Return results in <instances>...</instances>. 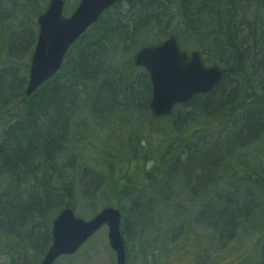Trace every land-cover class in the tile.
I'll return each instance as SVG.
<instances>
[{
  "label": "trees",
  "instance_id": "trees-1",
  "mask_svg": "<svg viewBox=\"0 0 264 264\" xmlns=\"http://www.w3.org/2000/svg\"><path fill=\"white\" fill-rule=\"evenodd\" d=\"M48 1L0 0V26H3L0 27V45L8 36L9 47L13 51H31L36 39L33 32L36 19ZM168 1L174 3V7L181 4L186 28L190 32L200 33L190 37L187 44L208 56V62H205L218 66L223 72L222 78L209 92L195 95L183 105L175 107L170 115L153 116L148 110L151 89L147 73L142 71L135 79L136 71L131 62H124L126 58H117L116 55L121 46L123 49L136 48L156 43L161 36H165L172 19L165 13L167 3L165 0H127L106 12L71 46L59 72L46 83L48 87L42 85L29 103H25L22 93L17 98L18 103L8 113L14 112L17 117L24 114L28 119L21 124H1L5 131L0 137V250L7 249L8 254L12 248L8 242L20 249L21 257L19 255L18 259L16 255L12 264H39L51 246L53 220L63 209H74L71 203L74 185L71 180L69 184L63 183V193H58L46 182L42 183L41 189L30 187L32 184L25 181L24 186H21L16 179L31 175L33 158L38 155L46 170L54 171L52 167L58 160L57 153L63 144L77 148L79 146L76 144H82L80 147L89 146L80 143L93 133V127H89L88 123L104 125L112 118L121 119L122 116L129 126L125 151L108 153L101 161L91 158L101 164L103 170L94 173L93 179L84 181L89 189L104 187L105 199L109 198L112 202L104 207H117L121 221L125 217L124 213H127L128 218L134 220L133 224L140 226L142 215L148 212L151 205L158 200L166 203L164 200L168 196L165 189L168 185L182 188L177 181L171 182L179 177V169L190 173L194 186L199 183L202 185L208 177L198 194L188 195L185 207L175 208L172 214L169 213L166 228L148 230L147 242L158 253L153 264L159 260L160 253L170 249L187 253L189 241L182 242L180 239L171 245L168 241V247L162 248L164 240L176 225L179 233L186 226H202L201 233L210 239L206 246L212 244L211 233L218 236L216 240L220 241V246L223 241L233 238H240L241 243L248 244L242 237L256 233L254 247L250 246L252 254L259 247L264 248L262 152L255 149L247 155L241 144V141L264 129V107L257 113L249 112L250 101L246 104L242 99H234L237 90L232 80L235 66L240 63L251 66L261 77L264 76V28L234 25L237 12L235 0ZM25 25L32 27L33 37L21 32ZM172 33L177 39L182 38L180 30ZM107 47L109 51L105 53ZM13 76L9 74L0 79V95L3 98L0 102L20 88L12 81ZM262 99L264 101V96ZM237 108L243 114H240L242 117L234 132L236 139L229 138L224 144L223 158L219 159L216 157L215 143L212 142L214 133L223 129ZM84 112L90 115L91 121L81 116ZM161 121H165V124L160 125ZM143 124L147 125L148 131L145 137L137 134ZM154 130L162 135V144L153 145L149 132ZM208 134H213V138L200 145ZM187 143V154L174 159V167L170 168L166 159L169 155L173 157L175 150ZM184 158L187 159L185 163L182 162ZM123 162L128 164L124 171L121 168ZM65 171L63 167L61 173ZM219 173L223 176L220 177ZM136 176L141 177V183L133 182ZM180 179L182 182L183 179ZM155 182L161 187V191L155 190L158 192L156 198H150V202L147 197L138 198L141 188L153 190ZM204 200L207 205L203 211L205 217L197 209ZM124 203H129L127 209H123ZM148 224L152 227L154 220ZM204 224L211 229L204 228ZM123 228L121 232L130 230L125 226ZM143 236L137 238L136 242L140 244L134 246L138 253L143 251ZM126 245L127 256L132 246ZM29 250L34 256L28 257ZM201 255L196 253V258L191 261L198 260ZM174 256L172 259L176 263L177 258ZM241 260L238 264H246L245 260ZM160 264L171 263L164 261Z\"/></svg>",
  "mask_w": 264,
  "mask_h": 264
},
{
  "label": "rangeland",
  "instance_id": "rangeland-1",
  "mask_svg": "<svg viewBox=\"0 0 264 264\" xmlns=\"http://www.w3.org/2000/svg\"><path fill=\"white\" fill-rule=\"evenodd\" d=\"M74 2V0H70L69 5H71ZM260 11H264V1L260 5ZM175 9L170 8V12L172 13V19H171V24L169 26L170 29H180L183 32V36L186 37L188 32L186 30L182 29V16L179 14L175 13ZM3 27V26H0ZM168 28V29H169ZM192 35H197L200 34L199 32H190ZM192 37V36H191ZM6 39L1 43L0 45V79L5 78L7 75L12 74L14 75L13 77V82L15 81V85L20 87L17 91H14L13 93L15 94H10L9 96L5 97L6 99L2 102H0V108H6L10 107L14 100L20 96L22 93L23 98L26 100L25 103L31 102L33 99L34 95L42 88L43 84H40L36 87V89L29 94L28 96L25 95V88H26V83H27V76H28V64L30 61V57L32 55V50L33 48L31 47L28 49V51H13L9 46V39L8 36L5 37ZM184 41V40H181ZM185 43V42H184ZM9 47V48H8ZM203 58L208 62V56H204ZM140 72V71H137ZM2 76V77H1ZM223 74L221 75L220 79L222 78ZM12 78V76H11ZM11 80V79H10ZM220 81V80H219ZM218 81V82H219ZM11 82V81H10ZM25 82V85L23 83ZM1 83V82H0ZM218 84V83H217ZM253 88H255L257 91L258 89L261 91H264V76L260 79L257 78L255 82H253ZM26 106V105H25ZM247 113V112H246ZM254 113H257V110L255 108ZM240 114H243L241 109L237 108L234 110V112L230 115V118L227 120L226 125H224L223 129L219 130L218 132L214 133L215 137L212 140V142L216 143L218 142H225L228 139V136L230 133L235 131L237 127V123H240V119L242 116ZM252 114V113H251ZM19 115V113H18ZM81 116L85 118L88 122L91 121L92 119L90 118V115L87 113H83ZM121 116V115H119ZM28 119L27 116L24 117V114H21L20 117H17L14 112L8 113V115L5 117L4 115L0 118V122H3V124L6 122H9L10 124H14L17 122L24 123ZM125 117L122 116L120 119L119 117L112 118L110 121L105 123L104 125H95L94 123L90 124L88 123V126H92L93 129L91 130L93 133L91 135L86 136V139L81 141L80 143H87L89 146H83L80 147V144H76L77 147H73L72 145H62L60 147L57 156H58V162L61 166V169L59 171L60 175L62 174V168L64 167L66 170L72 169L71 172L68 173V175L72 176L71 174L76 171L74 176H77V178H74L71 180V183L74 185V189L72 190V196H71V203L74 205V213L75 215L82 217L84 219H88L91 216H93L96 212H98L101 208H103L105 205H109L111 200L105 199V193L104 187H98L97 189H89L85 184L84 181L86 179H93V176L95 175L94 173L101 172L103 170L101 164L95 163L91 158L101 161L104 160L107 156L108 153H114V152H122L125 151L127 142L125 140L126 138V133L129 130V126L124 120ZM140 119H145L144 117H140ZM165 121H161L160 125H164ZM136 127V125H133ZM216 127V125H214ZM5 131V127L0 124V134H2ZM141 134L144 137L148 135L147 131V125L143 124L137 134ZM261 133V132H260ZM150 138L152 140L153 145L155 144H162V135L158 132V130L150 131ZM212 136V137H208ZM213 134H208L206 138H204L201 142L200 145H204L206 142H209L210 140L207 139H212ZM216 140V141H215ZM189 143L177 148L175 150L174 156L169 157L166 159L167 164L170 163L169 167L173 168V162L174 159L178 158L179 156H184L187 154L186 151V146ZM166 145V144H165ZM211 146V144H210ZM262 146H264V142H262ZM165 146H163L164 148ZM215 148V147H214ZM193 152V151H192ZM165 160V159H164ZM34 163L32 164L31 169H33L31 172V175L29 176H24L22 175L19 176L16 180L20 183L21 186H24L25 183H31L32 186L30 187H36V188H41L42 189V182L40 181V175L45 174L42 169L45 171L46 168L43 165V161L40 158V156H34L33 158ZM187 161L186 158L182 160L183 163ZM182 164V163H181ZM35 165V166H34ZM124 166V167H123ZM128 166L126 162H123V165L121 166L122 170L124 171L125 168ZM150 166H147L149 168ZM213 165L211 166V168ZM53 168V167H52ZM208 168H210V165L208 164ZM51 175L55 174L54 176L59 175L58 173H54L53 170L50 171ZM188 172V171H187ZM185 173V174H184ZM220 177L223 176L222 173L218 174ZM173 177V175H171ZM218 177V178H220ZM54 179L49 181V186L52 187V185L55 183L56 188H53L55 192H58L59 189L61 190V193H63V187L59 188L56 184V178L53 177ZM171 178V177H170ZM183 179V185L182 188L180 189L179 187L173 188L174 192V197L173 195H169L168 198L170 197V200L172 199V202L175 204H171L170 206L166 203H161L163 200H158L153 206L151 205L148 208V212H145L143 214V218L140 221L141 225L138 226L134 223V220L132 218H128L127 213H124L123 217L125 219H122L121 224H120V229L121 231L124 230V226L129 228L127 232H121L122 239L124 242V245L127 243L126 247H131L129 250V254L127 255V263L126 264H153L154 257L156 258L158 253L156 248L150 247L149 241L147 242V232L150 230V228H154L155 230L159 228H163L161 224V217H163L164 214H166L167 217H169V213L172 214L174 212V208H178L179 205H182L186 202V198L191 196L192 194H197L198 190L194 192L196 187L193 186V181H192V176L190 173L181 172L179 173V177ZM72 179L69 177V180ZM208 179V177H207ZM25 181V183H24ZM176 180H172L171 182H175ZM228 181H231L228 179ZM134 182L136 183H141L142 179L141 177H135ZM142 189V188H141ZM146 189V188H145ZM145 189H142L140 192L146 191ZM40 190V189H39ZM46 191V190H45ZM190 193V195H189ZM189 195V196H186ZM140 196V193L138 194ZM141 198V197H138ZM151 200V199H150ZM149 200V202H150ZM167 200V199H165ZM164 200V201H165ZM152 201V200H151ZM118 206V205H117ZM129 206V203H124L123 204V209H127ZM131 206V204H130ZM131 208V207H130ZM125 212V211H124ZM129 219V220H128ZM151 220H154V226L151 224H148L151 222ZM206 220V218H205ZM128 221V223L126 222ZM149 221V222H148ZM146 222V224H145ZM207 224V222L205 221ZM194 224L192 223V226ZM176 227L173 229L174 233L173 235H169L166 237L164 240V245L162 248H167L168 247V241H170L171 244H175L177 241H189V245L187 246V253L183 252H174L175 250L170 249L168 251H165L163 253H160L159 260L155 264H160L163 263L164 261H167L168 263L175 264L173 261V256L178 254V256H184L187 262L189 263H194L195 264H233L238 260H245L246 256H249V252H252L251 247H254V244L257 239V234L256 233H250L248 235H244L242 240H246L248 244H243V255L241 254H232L235 252H240L242 250V247L239 250V245L241 242L240 238H237L236 240L233 238L232 240H225L222 245L220 246V241H217L214 237H211V243L210 245L206 246L209 242V238L206 237L202 232V226L197 225L193 227H184L181 229V232H178ZM188 228V229H187ZM132 229V230H131ZM187 229V230H185ZM192 229V230H189ZM185 230V231H184ZM222 232V231H221ZM220 234L221 240H223V234ZM144 240V244L142 247V252L138 253L137 248L134 247L135 245L140 244V242H136L137 238L139 239L140 236ZM226 234H224L225 236ZM141 238V239H142ZM151 239V238H149ZM264 242V236H263V241ZM1 243V240H0ZM10 252L7 254V249L6 250H0V264H12V259L15 258V256L19 255L21 257V251L16 245L12 244L11 242L9 243ZM203 245L206 246L204 254L201 255V257L198 260H195L192 262L193 258L196 253L200 254V246ZM199 246V247H197ZM251 246V247H250ZM132 249V250H131ZM261 247L258 248L257 251H259ZM264 249V248H263ZM192 250V251H190ZM222 250V251H221ZM20 251V252H19ZM19 252V253H18ZM242 252V251H241ZM18 253V254H17ZM193 253V254H192ZM264 253V252H263ZM255 252L253 255L255 256ZM28 257L29 256H34V253L31 252L30 250L27 252ZM175 255V256H176ZM174 256V257H175ZM239 256V258H237ZM36 258V257H35ZM257 259V257H256ZM185 261L183 259L181 261V264H185ZM242 262V260H241ZM250 260L248 259L245 261L246 264H248ZM258 262V260H257ZM188 263V264H189ZM54 264H116V257L114 251L109 247L108 244V239H107V228L105 226H102L97 230L90 238H88L83 245L76 251V253L69 255V256H62L58 258ZM258 264H264V258L258 262Z\"/></svg>",
  "mask_w": 264,
  "mask_h": 264
},
{
  "label": "water",
  "instance_id": "water-1",
  "mask_svg": "<svg viewBox=\"0 0 264 264\" xmlns=\"http://www.w3.org/2000/svg\"><path fill=\"white\" fill-rule=\"evenodd\" d=\"M115 1L81 0L75 12L63 18V2L51 0L47 10L37 19L38 35L30 60L26 95L58 71L68 47ZM134 62L149 74L152 88L149 108L156 117L169 115L174 104L185 103L195 94L209 92L222 75L217 66H202L196 54L187 61L172 37L159 46L143 48ZM102 226L107 227L108 244L115 253L116 264H125L120 213L114 207L103 208L88 220L75 217L70 208L62 210L52 222L51 246L39 264H53L62 255L76 253Z\"/></svg>",
  "mask_w": 264,
  "mask_h": 264
},
{
  "label": "bare ground",
  "instance_id": "bare-ground-1",
  "mask_svg": "<svg viewBox=\"0 0 264 264\" xmlns=\"http://www.w3.org/2000/svg\"><path fill=\"white\" fill-rule=\"evenodd\" d=\"M264 0H235V3H236V7H237V12H236V17H235V19H234V21H233V24L234 25H244V26H246V25H248V26H253L255 29H257L258 27H263L264 28V11L263 12H261L260 11V5H261V3L263 2ZM50 2H51V0H49V2H48V4H47V6L45 7L46 8V10H47V8H48V6H49V4H50ZM45 10V11H46ZM44 11V12H45ZM207 12V11H206ZM184 15V14H183ZM170 26V25H169ZM31 26H29V25H25V26H23L22 28H21V32L23 33V34H26V35H30L31 37H33V32H32V30H31ZM169 27H167V29H166V32H165V36H166V39L165 40H168L169 38H170V35L172 34V32L174 31V29H168ZM258 34L259 33H261V32H257ZM219 34V33H218ZM218 34H217V36L216 37H218ZM244 63H240V64H238L237 66H235V70H234V72H233V74H232V80H234L235 81V84H236V90H237V92L235 93V100H239V99H242V100H244L245 102H246V104L248 103L249 104V101L251 102V106H250V109H249V112H254V110H255V108H256V110L258 111L260 108H263L264 106V101H263V96H264V91H261V90H259L258 89V91L255 89V88H253V82H255L256 81V79L257 78H259L260 77V79L262 78L258 73H256V71H254V69L250 66H248L247 64H244ZM242 69H243V71H242ZM145 70V69H144ZM144 70H142L143 72H144ZM138 73H140V74H138ZM137 73V75H135L134 76V78L135 79H138V77H139V75H141L142 74V72H138ZM146 73V72H145ZM55 75V74H54ZM53 75V76H54ZM53 76H51V78L53 77ZM51 78H49L48 80H46V81H44L42 84L44 85H46L47 87H48V85L46 84L48 81H50L51 80ZM27 83H28V79H27ZM27 83H26V85L25 86H27ZM45 86V87H46ZM26 89V88H25ZM152 89V88H151ZM25 95H26V93H25ZM151 95V94H150ZM2 95H0V101L3 99L2 97H1ZM26 96H28V95H26ZM5 100V99H4ZM3 100V101H4ZM18 103V99L16 98L15 100H14V102H13V104L10 106V107H6V108H0V118L4 115V114H6V113H8L9 112V110L11 109V107L12 106H14V105H16ZM184 103H181V104H174L173 105V108L172 109H174L175 107H177V106H179V105H183ZM148 110L150 111V113L152 114V112H151V110H150V108H149V105H148ZM173 111V110H172ZM96 113L98 114V110H96ZM105 113V112H104ZM103 112H102V114H104ZM135 114V113H134ZM254 114V113H253ZM153 115V114H152ZM234 132L235 131H233L232 133H230L229 134V136H228V139H227V141H225V142H216L215 143V152H216V157L217 158H219V159H222L223 158V152H224V150H225V148H226V145H224V144H227V142H228V140H229V138L230 139H236L235 137H234ZM0 137H1V134H0ZM127 140V139H126ZM216 141V140H215ZM241 142H243V143H241L242 144V149H243V151L247 154V155H250L252 152H253V150H255V149H258L259 151H261L262 153H261V163H262V165L264 166V146H262V142H264V129L261 131V133H259V134H257V135H254L253 137H251V138H248V139H245V140H243V141H241ZM55 155H56V153H55ZM226 157V156H225ZM53 168H54V173H58L59 175L57 176V178H56V176H54L55 174H52L51 175V172L50 171H45L44 169H42V171L45 173V174H41L40 175V181L43 183V182H46V183H48L49 184V181H51V180H53L54 178L53 177H55L56 178V184H57V186L59 187V188H61L62 187V184L63 183H65V184H69V179H68V177H70V178H72V179H70V180H73L74 178H77V176H74L75 175V173H76V171H74L71 175L72 176H68V173L69 172H71L72 171V169H67L66 171H65V173L64 174H61L60 175V173H59V171H60V169H61V166H60V164H59V162H58V160H56V163L53 165ZM182 169H179V171H181ZM27 178V177H26ZM134 180L135 179H133V182H134ZM208 179H206L205 181H204V183L201 185V183H199V185H197V186H192L193 188L194 187H196L197 189H195L194 190V192L195 191H197L198 190V192H200L201 190H202V188H203V186H204V184H206V181H207ZM231 180V179H230ZM176 181H177V184L178 185H183V180H182V182H181V179L180 178H177L176 179ZM231 182V181H230ZM155 186H153L152 188H153V190H149V189H145V188H142V189H145L146 191H143V192H140V196H138V197H141V198H143V196L144 197H147V199L149 200L150 198H156V196L158 195L156 192H155V190H158V191H161V187H160V184H157L156 182H155V184H154ZM176 185V184H175ZM52 189L53 188H56V186H55V183L52 185V187H51ZM141 188V187H140ZM167 189H165V193H167V196H169V195H173V197H174V192L173 191H171L170 189H173L172 188V185H168L167 187H166ZM141 189V190H142ZM140 190V191H141ZM61 192V190L59 189V191H58V193H60ZM198 192H197V194H198ZM189 195H190V193H189ZM186 196H188L187 194H186ZM140 198V199H141ZM173 199V198H172ZM172 199L170 200V197L169 198H167V200H165V202H166V204H168L169 206L171 205V204H175V203H173L172 202ZM187 199V198H186ZM186 203L187 202H185L184 204H182V205H179V207L178 208H183V207H185L186 206ZM103 208H106V207H103ZM207 208V205H206V203H205V200L204 201H202L201 203H199V206L197 207V209H198V211L199 212H202V216L203 217H205V215L203 214L204 212V210ZM67 209V208H66ZM175 209V208H174ZM64 210V209H63ZM169 215V214H168ZM161 219V224H162V226H164L165 228L168 226V220H167V216H166V214H164L163 215V217H161L160 218ZM201 224H203V223H201ZM203 227L204 228H206V229H211V227H206V225L204 224L203 225ZM219 230V229H218ZM173 233H174V230L173 229H171V231H170V235H173ZM211 235L215 238V239H218V236L217 235H213V233H211ZM263 245H264V242L262 243ZM200 246V253L201 254H204V250H205V248H204V246H202V245H199ZM199 246H197V247H199ZM242 247V252L240 251V252H235V253H232V254H241V255H243L244 256V254H243V245H242V243L240 242V245H239V250H240V248ZM190 251H192V250H190ZM193 254V253H192ZM256 257H257V259H256ZM200 258V257H199ZM237 258H239V256L237 257ZM264 258V253H263V249L261 248V249H259V251H257L256 252V254H255V256L252 254V252H249V256H246L245 257V261H247L248 259L250 260V262L248 263V264H258V262L259 261H261L262 259ZM257 260H258V262H257Z\"/></svg>",
  "mask_w": 264,
  "mask_h": 264
},
{
  "label": "flooded vegetation",
  "instance_id": "flooded-vegetation-1",
  "mask_svg": "<svg viewBox=\"0 0 264 264\" xmlns=\"http://www.w3.org/2000/svg\"><path fill=\"white\" fill-rule=\"evenodd\" d=\"M63 3H62V7H61V16L63 17V18H69L74 12H75V10L77 9V7L79 6V4H80V2H81V0H74V2L71 4V5H69V3H70V0H61ZM127 0H117V1H115V2H113L111 5H109V6H107L100 14H99V16L97 17V19L94 21V22H92L86 29H85V31H83L75 40H74V42L68 47V49H67V51H66V53L64 54V56H63V58H62V61H61V64H60V68L62 67V64H63V61H64V58H65V56L67 55V53H68V51L70 50V48H71V46L74 44V43H76L88 30H90L97 22H98V20H100L101 19V17L106 13V12H108L110 9H112L115 5H117V4H124L125 2H126ZM166 2L165 3H167V8H166V15L167 16H171L172 15V13L170 12V8H173V9H175L176 11H175V13L176 14H179V15H181L182 16V23H181V25H182V29L183 30H186L187 32H188V34H187V36H188V38H187V36L186 37H184L183 35H182V38H176L175 37V35L172 33L171 35H170V37H172L173 39H174V42H175V44H176V46H177V48H178V50H179V52H184L185 53V55H186V60L188 61V60H190L191 59V56H192V54H196L197 56H198V58H199V61H200V63L202 64V66H204V67H208V66H216V65H209L208 63H206L205 62V59L203 58V55L200 53V51L199 50H196V49H192L191 48V46H189L188 44H187V42L186 41H188V39L191 37V36H193L191 33H190V30L188 29V28H186V25H185V23H184V12H183V10H182V6H181V4L179 5V6H177V7H174V3H172V2H169L168 0H165ZM49 2V1H48ZM181 7V8H180ZM179 8H180V10L181 11H179ZM46 10V8L44 9V11ZM44 11L41 13V14H39L38 15V17L40 16V15H42L43 13H44ZM37 17V18H38ZM37 20V19H36ZM176 30H180L179 28L178 29H176ZM33 32H34V34H35V37H36V39H35V43H34V45H33V48H34V46H35V44H36V41H37V35H38V24H37V21H36V23H35V25H34V28H33ZM180 32L183 34V32H182V30H180ZM166 39V36H161V38L156 42V43H153V44H147V45H141V46H138V47H136V48H131V47H128V48H126V49H123V47L121 46V47H119V49L117 50V58H126V59H124V62H131V64L133 65V67L135 68V71H136V75H137V71H140V72H142V70H144V67L143 66H141V65H136L135 64V58H136V55L138 54V52L140 51V50H142L143 48H147V47H156V46H159V45H161V44H163L165 41H167V40H165ZM181 40H184V41H181ZM185 42V43H184ZM189 44H190V42H189ZM109 51V48L107 47L106 49H105V53H107ZM131 60H130V59ZM128 59V60H127ZM60 68L58 69V71L56 72V73H58L59 72V70H60ZM146 73H147V75H148V72L146 71V70H144ZM55 73V74H56ZM148 78H149V75H148ZM149 83H150V79H149ZM150 89H151V83H150ZM194 96H192L191 98H193ZM150 98H151V95H150ZM190 98V99H191ZM149 101H150V99H149ZM149 101H148V105H149ZM187 102V101H186ZM173 110V109H172ZM6 123V122H5ZM0 124H3V122H0ZM175 258H177V262L175 263V264H181V262H183V261H185L186 259H185V257H180V256H175ZM178 258H182L183 259V261H181L182 259H178ZM188 260H186V262H185V264H188L189 262H187ZM125 262L127 263V256H126V253H125ZM240 261L238 260V261H236L235 263H233V264H238ZM125 263V264H126ZM189 264H192V263H189ZM193 264H195V263H193Z\"/></svg>",
  "mask_w": 264,
  "mask_h": 264
}]
</instances>
